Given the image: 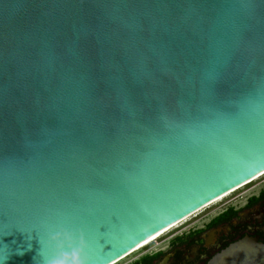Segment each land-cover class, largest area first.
<instances>
[{"label":"water","instance_id":"95a60500","mask_svg":"<svg viewBox=\"0 0 264 264\" xmlns=\"http://www.w3.org/2000/svg\"><path fill=\"white\" fill-rule=\"evenodd\" d=\"M0 33L3 264H46L49 216L111 264L264 173V0H0Z\"/></svg>","mask_w":264,"mask_h":264},{"label":"flooded vegetation","instance_id":"af4514ba","mask_svg":"<svg viewBox=\"0 0 264 264\" xmlns=\"http://www.w3.org/2000/svg\"><path fill=\"white\" fill-rule=\"evenodd\" d=\"M243 238L264 243V184L221 204L121 264H206Z\"/></svg>","mask_w":264,"mask_h":264},{"label":"snow or ice","instance_id":"6c2138e0","mask_svg":"<svg viewBox=\"0 0 264 264\" xmlns=\"http://www.w3.org/2000/svg\"><path fill=\"white\" fill-rule=\"evenodd\" d=\"M5 38L2 33H0V41H3ZM213 195H216V193H213ZM205 199H210L209 197H205ZM203 201H201L202 203ZM195 207V206H194ZM190 211V209H189ZM61 230H69L75 233L77 239H79L80 232L81 230L84 233V239L88 242V251H91L94 248H97L99 245V239H97L95 242L91 241L89 239V235L86 232L85 228L83 225H77L74 223H71L61 217H53L49 216L48 218L44 219L39 223V225H36L33 227L32 232L38 241L42 253H50L51 252V247L48 245L47 241L49 240V237L51 234H54L56 232H60ZM151 231H155V228L153 227ZM159 235V233H156ZM149 236V238H153L151 236L150 231L145 230L142 231L139 234H136L135 237L129 238L128 244L126 246H117L113 245L112 248V256L109 257L111 259V264H117L116 259H113L112 257H118L121 252H124L127 254V247L130 246L131 244H136V247H139L140 244L137 243L138 240H142L144 236ZM145 243L147 242L146 240L144 241ZM111 243V241H109ZM0 264H3V257L0 256Z\"/></svg>","mask_w":264,"mask_h":264},{"label":"clouds","instance_id":"9594fccd","mask_svg":"<svg viewBox=\"0 0 264 264\" xmlns=\"http://www.w3.org/2000/svg\"><path fill=\"white\" fill-rule=\"evenodd\" d=\"M47 243L52 250L50 253H43L46 264H89L90 262L88 242L84 239L82 230L79 239H76L69 230H61L51 234Z\"/></svg>","mask_w":264,"mask_h":264},{"label":"rangeland","instance_id":"374dc122","mask_svg":"<svg viewBox=\"0 0 264 264\" xmlns=\"http://www.w3.org/2000/svg\"><path fill=\"white\" fill-rule=\"evenodd\" d=\"M262 184H264V175H262L261 177L255 179L251 183L239 188L237 191L235 190V192L231 193L229 196H227L226 198H224L220 202H216L215 204L210 205L207 208H204L202 211L198 212L197 214H195L194 216H192L191 218H189L185 222L181 223L178 227H175L174 229L170 230L169 232H167L164 235H162L161 237H159L156 241L162 240L165 237H167L168 235H170L171 233H173L174 231L182 228L186 224L194 222V221L206 216L207 214H209L210 212L215 210L217 207H219L221 204L226 203L227 201H230V200L235 201V200L240 199L241 196L246 195L250 190H253L254 188H257V187H259ZM156 241L153 242V243H156ZM153 243H151V244L143 247L142 249L132 253L131 255H129L125 259H123L122 261H119L117 264H121L123 261L133 257L134 255H136L137 253H139L140 251H142L146 247L151 246Z\"/></svg>","mask_w":264,"mask_h":264},{"label":"bare ground","instance_id":"6f19581e","mask_svg":"<svg viewBox=\"0 0 264 264\" xmlns=\"http://www.w3.org/2000/svg\"><path fill=\"white\" fill-rule=\"evenodd\" d=\"M262 175H264V173L261 174L260 176L256 177V178H254L252 181H254L255 179L261 177ZM252 181H250L249 183H251ZM249 183H248V184H249ZM246 185H247V184H246ZM244 186H245V185H244ZM241 187H243V186H241ZM241 187H239V188H241ZM239 188H237L236 191H237ZM233 192H235V190L232 191L231 193H233ZM231 193H228V194L222 196L221 198L217 199L216 201H214V202L211 203L210 205H213V204H215L216 202H220L221 200H223L224 198H226L227 196H229ZM210 205H208V206H210ZM208 206H206L205 208H207ZM203 209H204V208H203ZM203 209H200L199 211H197L196 213L192 214L191 216L185 218L184 220L180 221L179 223L174 224L173 226H171V227L167 228L166 230L160 232L159 235H155L153 238H150L149 240H147L146 243L144 242L143 244H141L138 248H136L134 251H132L131 253H129L128 255H126L124 258H126L127 256L131 255L132 253H134V252L140 250L141 248H143V247L149 245L150 243L155 242L159 237H161V236L164 235L165 233L169 232L170 230L174 229L175 227H178L181 223L185 222L186 220H188L189 218H191L192 216H194V215L197 214L198 212L202 211ZM124 258H123V259H124ZM123 259H121V260H123ZM121 260H119V261H121ZM117 262H118V261H117Z\"/></svg>","mask_w":264,"mask_h":264},{"label":"built area","instance_id":"2783aa9c","mask_svg":"<svg viewBox=\"0 0 264 264\" xmlns=\"http://www.w3.org/2000/svg\"><path fill=\"white\" fill-rule=\"evenodd\" d=\"M153 243V242H152ZM151 244V243H150ZM142 249V248H141ZM125 259V258H124ZM122 261V260H121ZM118 263V262H117Z\"/></svg>","mask_w":264,"mask_h":264}]
</instances>
